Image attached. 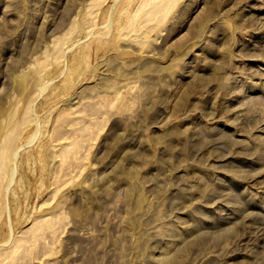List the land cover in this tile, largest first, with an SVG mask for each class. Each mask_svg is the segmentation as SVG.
<instances>
[{"label":"rangeland","instance_id":"1","mask_svg":"<svg viewBox=\"0 0 264 264\" xmlns=\"http://www.w3.org/2000/svg\"><path fill=\"white\" fill-rule=\"evenodd\" d=\"M0 264H264V0H0Z\"/></svg>","mask_w":264,"mask_h":264}]
</instances>
